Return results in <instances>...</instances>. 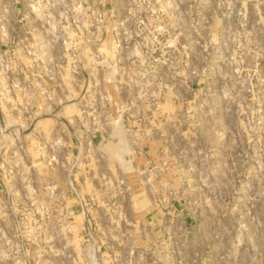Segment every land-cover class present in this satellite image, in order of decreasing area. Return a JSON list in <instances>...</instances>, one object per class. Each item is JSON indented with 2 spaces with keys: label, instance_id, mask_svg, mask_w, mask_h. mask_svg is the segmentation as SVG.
Instances as JSON below:
<instances>
[{
  "label": "rangeland",
  "instance_id": "1",
  "mask_svg": "<svg viewBox=\"0 0 264 264\" xmlns=\"http://www.w3.org/2000/svg\"><path fill=\"white\" fill-rule=\"evenodd\" d=\"M0 264H264V0H0Z\"/></svg>",
  "mask_w": 264,
  "mask_h": 264
},
{
  "label": "bare ground",
  "instance_id": "2",
  "mask_svg": "<svg viewBox=\"0 0 264 264\" xmlns=\"http://www.w3.org/2000/svg\"><path fill=\"white\" fill-rule=\"evenodd\" d=\"M99 114H100V113H99ZM95 117H97V116H95ZM97 120H98V119H97ZM96 123H97V122H96ZM149 134H150V133H149ZM155 136H156V135H155ZM128 147H129V146H128ZM130 148H131V147H130ZM127 150H128V149H127ZM123 151H124V150H123ZM127 152H128V151H127ZM127 152H126V153H127ZM128 154H129V153H128ZM117 157H118V156H117ZM119 157H121V156H119ZM122 158H123V157H122ZM120 159H121V158H120ZM120 159H119V160H120ZM128 161H129V160H128ZM121 162H122V161H121ZM125 163H126V162H125ZM130 164H131V163H130ZM126 167H128V166L126 165ZM124 168H125V166H124ZM130 169H131V167H130ZM129 172H130V171H129Z\"/></svg>",
  "mask_w": 264,
  "mask_h": 264
}]
</instances>
